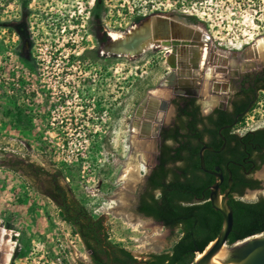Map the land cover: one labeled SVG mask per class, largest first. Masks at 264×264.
<instances>
[{"label":"rangeland","instance_id":"rangeland-1","mask_svg":"<svg viewBox=\"0 0 264 264\" xmlns=\"http://www.w3.org/2000/svg\"><path fill=\"white\" fill-rule=\"evenodd\" d=\"M5 2L0 0V229L7 230L0 234L15 243L8 242L15 253L7 264L90 263L75 228L42 193L46 178L26 173L15 163L21 159L62 170L63 183L90 214L104 217L109 240L137 259L169 251L178 230L134 210L156 150L138 110L150 92L169 98V89H159L171 70L167 53L152 47L119 56L110 49L111 34L130 35L154 16L177 18L220 50L243 46L244 69L264 67V0H104L99 11L98 0H30L26 18L22 0ZM14 21L25 24L20 29ZM213 73L201 91L205 109L223 102L210 93ZM172 117L170 109L166 121ZM263 127L261 92L234 130L242 135ZM254 176L263 188L244 200L264 196V163Z\"/></svg>","mask_w":264,"mask_h":264},{"label":"trees","instance_id":"trees-1","mask_svg":"<svg viewBox=\"0 0 264 264\" xmlns=\"http://www.w3.org/2000/svg\"><path fill=\"white\" fill-rule=\"evenodd\" d=\"M9 5L12 0H5ZM30 0H22L21 10L24 18L30 14ZM104 6V0H98L95 9L99 11ZM2 8L0 7V12ZM20 10V12H21ZM18 12V14H20ZM192 19L196 20L195 16ZM18 28L23 23L14 21ZM5 45L0 44V50ZM251 101L236 103L234 111L218 108L208 117L209 125H200L203 118L199 116V108L180 110L178 125L169 133L164 134L158 160L160 163L150 176V188L141 198L139 210L147 216L162 222L172 231L178 230V238L169 251L152 253L146 260L149 264H192L199 253H202L214 241L222 230L224 218L210 201L211 187L215 176L206 173L200 166V150L206 142L215 151L205 150L207 168L219 165L227 175L226 163L229 160H242L248 152L254 154L264 147V127L241 136L238 133L229 134L223 131L227 138L225 150L217 154L224 140L219 136V130L226 124H233L236 116L244 112ZM242 118H240L241 120ZM239 120V121H240ZM247 143V150L243 146ZM259 146L255 149V146ZM256 169L264 162V154H258ZM21 163V161H18ZM233 175V187L229 195L228 205L233 210L234 225L228 238V245L234 244L248 236L264 233V196L255 201L241 198L245 187L252 189L260 186L257 179L244 176L240 167L229 165ZM14 169V168H12ZM33 177L46 178V188L42 190L60 208L61 216L73 225L84 241L87 251H92V261L81 264H108L111 259L109 251L102 246L103 229L102 218H95L84 203L77 199L66 179L63 171L57 169L50 172L43 167H35L33 163L26 166V173ZM228 188L227 182L221 191ZM110 247L116 249L114 260L116 264H135L139 259L126 247L113 243L105 233Z\"/></svg>","mask_w":264,"mask_h":264},{"label":"flooded vegetation","instance_id":"flooded-vegetation-1","mask_svg":"<svg viewBox=\"0 0 264 264\" xmlns=\"http://www.w3.org/2000/svg\"><path fill=\"white\" fill-rule=\"evenodd\" d=\"M158 17V16H154L153 18ZM151 19L150 22H148L147 24L143 25L139 30H137L136 32L142 30L143 32H148V29L150 28L149 31H155V27L157 25L156 24H152L155 23L156 21L154 19ZM162 18V16H161ZM166 18V17H163ZM171 24H179L182 26H185L186 23L183 22L182 20H178L177 18L172 19V18H166ZM187 27L192 29V26L190 25H186ZM132 29H134V26L132 27ZM194 31L196 30L195 28L193 29ZM197 35V40L199 41L200 47L196 48L193 50V60H195L194 62H192V58L190 56V53L185 52V55H188V57H186L187 60H185L184 63H180L178 66V74L180 76H187L188 78H192L194 79L196 76H199L198 73L196 76L194 75L195 69L196 68H200L201 71H204V75H202V83H200V88L194 92H196L198 95H195L196 93H194L193 95H182V94H175L174 96H169V98H166L168 96H159L157 99L158 101H156L155 103H159L161 102V99H169L170 103L168 105V108L166 109L167 112L166 114L163 116V123H162V127H161V131H160V136L157 138H153L152 135H147L149 132L151 133L152 130L154 129V125L156 126V112L151 110V114L152 116H150V118L146 117H141L142 119V123L140 125V127L144 130L143 132L146 134V136H148L150 138V140L155 141L156 143V150H155V154H154V158L153 160L149 163L148 168H147V172L144 175L143 178V185L141 188V191L139 192V194L136 197V204H135V212L139 215L142 216L144 218H148L153 220L156 223L161 224L162 226L163 223L159 222L157 220H155L153 217L147 216L144 213H142L139 210V205H140V201L142 198V195L149 190L150 186V176L152 174V172L157 168L158 164L160 163V161L158 160V157L160 155V147L163 143V137L164 134L169 133L173 128H175L178 125L179 122V117H180V110L181 109H185L186 107H189V110L195 109V108H199V116L203 118L202 123H200V125H209V119L208 117L210 115H212L216 109L218 108H223L224 110H229L230 112L234 111V106L236 105V103H242L245 101H251L250 104H253L256 102V100L258 99L259 95L261 92H264V67H251V68H247L244 69L243 68V64L242 61L244 60L245 57V53H244V49L242 47L237 48L235 50H230V51H225V50H220L218 49V47H216L212 42L211 37H209L208 35L204 34L201 30L198 29V32L196 33ZM110 35V33H109ZM111 36V35H110ZM124 36V35H123ZM114 40V39H113ZM115 42V41H113ZM157 48H160V45H158ZM197 59V60H196ZM197 62V63H196ZM209 65V66H208ZM199 66V67H198ZM213 70L214 73L212 74L211 77H209V81L211 80V89H210V93L214 96H218L221 99H223L222 104H220L219 106H215L214 108L211 109H205L203 107V95L201 93L204 83L206 80H208V75H209V71ZM170 72H172V70H170L167 74V76L170 74ZM249 104V106H250ZM145 105V104H144ZM159 108L162 104H158ZM249 106L247 107V109L244 112L239 113L236 118L238 116V122L240 120V118H243L251 108L248 110ZM170 109L173 111V117L171 118L170 122L166 121V117H167V113L170 111ZM236 120V119H235ZM237 123H231V124H226L224 126H222L219 130V136L220 138H222L224 140V143L221 147V149L216 150L217 154L222 153L226 146H227V138L223 135V131H226L229 134H233V133H238L234 130L236 124ZM139 126V125H137ZM259 129V128H258ZM255 130H249L247 132H245L244 134H242L241 136L246 135V133L252 132V131H256ZM146 131V132H145ZM204 142H206L207 146L213 147L209 144H207V142H209L208 137H205ZM203 145V146H204ZM224 146V147H223ZM259 146H255L254 148L257 149ZM247 150V143H245V145L243 146V152L245 153V151ZM215 151V150H213ZM258 154H264V147H262V149L258 152H255L254 154H250L248 152V154L243 157L242 160H229L226 163V167H227V175H225L223 168L221 167V171L224 174V181L221 184L224 185L226 182L229 186V181H230V174H229V165L231 163L236 164V166L240 167L244 176H246L247 178H252V179H257L254 174L257 171L256 169V165H257V160L255 159L256 156L258 157ZM18 161H21V163H18ZM17 162H15L17 165L19 164H23V168L24 171H26V166L30 163H27L25 160H18ZM264 163V162H263ZM219 166L216 165L215 168ZM214 168V169H215ZM210 170H214L213 168H208ZM208 173V172H206ZM210 174V173H208ZM212 175V174H211ZM214 176V175H213ZM215 178L217 179V177L215 176ZM233 178V175H232ZM218 180V179H217ZM216 180V181H217ZM258 180V179H257ZM234 183V180H233ZM211 187V186H210ZM233 187V185H232ZM263 188L262 184L260 183V186L257 188H250V187H245L243 190V193L241 194V198L243 199L245 196H247L248 193L250 192H254V191H258L261 190ZM211 189V188H210ZM50 198V197H49ZM54 202V201H53ZM55 203V202H54ZM56 204V203H55ZM102 223L104 225V229H103V241H102V246L105 250L109 251V256L111 261L108 264H116L114 260V253L116 252V249L110 247V245L108 244V240L105 237V233H107V228L105 226V219L104 217H101ZM99 219V218H98ZM64 221L68 224H70L69 222H67L65 219ZM71 226H73L72 224H70ZM80 240L84 245V241L82 236L79 234ZM8 242H12V244L14 241H11L8 238H4V236L0 234V252H3V261L2 264H7L11 261L13 255H14V246L12 249V253L10 255V257L8 258V253L10 246ZM7 245V246H6ZM85 246V245H84ZM3 247V248H1ZM89 252V258H90V262L92 261V251H88Z\"/></svg>","mask_w":264,"mask_h":264},{"label":"water","instance_id":"water-1","mask_svg":"<svg viewBox=\"0 0 264 264\" xmlns=\"http://www.w3.org/2000/svg\"><path fill=\"white\" fill-rule=\"evenodd\" d=\"M157 26L154 31L155 40L159 43L160 48L166 50V62L172 72L160 83L159 88L169 89L170 96L175 94L182 95H193L194 91L200 88V83H202V75L204 71H201L200 68H196L194 75L198 73L199 76H196L194 79H190L187 76H180L178 74V66L180 63H184L186 57L185 52L190 53L191 58L193 57V50L200 47L199 41L197 40V32L192 29L179 24H171L166 18H161L158 16ZM191 26V25H190ZM138 27H141L138 26ZM133 34H130L132 37ZM138 37V38H136ZM134 37L135 39L131 42V38L127 36L126 39H120L117 42H113L112 47L110 48L113 53L121 55H129L132 52L136 51L138 46L141 45L147 37L144 34H140ZM202 45V44H201ZM192 58V62H194ZM195 63V62H194ZM197 63V62H196ZM199 67V66H198ZM194 92V93H193ZM148 99L142 104L138 110V115L141 117L150 118L152 116V111L156 112V126L151 132L153 138L160 136V131L163 123V116L167 112L168 105L170 103L169 99H161L159 108L158 97H156L152 92L149 93ZM195 95H198L197 93ZM153 102V103H152ZM250 104L248 110L251 108ZM167 107V108H166ZM240 116L235 120V123L238 122ZM224 147V146H223ZM205 150H214L213 147L204 145L200 150V166L201 169L216 176L217 181L211 186L210 192V201L213 207L220 211L224 218V224L222 230L220 231L217 238L210 243L205 251L199 253L196 260L192 264H209L211 258L215 256L222 248L228 246L227 255H222L211 264H264V233L256 234L253 236H248L242 240L236 241L232 245H228V238L233 229L234 225V216L233 210L228 205L229 195L232 191L233 178L232 171L229 169L230 181L228 188L222 192L221 184L224 181V174L221 171V167L217 166L214 170H210L206 167ZM106 226V224H105ZM261 235V236H260ZM135 264H149L146 260H138Z\"/></svg>","mask_w":264,"mask_h":264},{"label":"bare ground","instance_id":"bare-ground-1","mask_svg":"<svg viewBox=\"0 0 264 264\" xmlns=\"http://www.w3.org/2000/svg\"><path fill=\"white\" fill-rule=\"evenodd\" d=\"M156 22L154 24H156L158 22V17L153 18ZM158 24V23H157ZM157 26V25H156ZM135 28V27H134ZM156 28V27H155ZM150 28L148 29V32H143L142 30L138 31V32H133L131 34H133L132 37H130V35H126L123 36V34H117V33H112V39H114L113 41L117 42L119 41V39H126L127 36H129V38H131V42L135 39L134 37H136L137 35L139 36L141 33L144 34L147 37V40H145L143 43H141L140 46H138V48L136 49V51L132 52L131 54H140L143 53L144 51H146L149 48L152 47H158L159 43L156 42V38L154 36V31H149ZM155 30V29H154ZM138 38V37H136ZM262 43L264 45V40H262ZM131 54H129L131 56ZM162 89V88H159ZM2 234L6 233L5 229H0ZM264 235V234H263ZM261 236V235H260ZM7 246V245H6ZM13 246V245H12ZM228 246L222 248L215 256H213L209 262V264H211L213 261H215L216 259H218L220 256L227 255V248ZM8 253V258L10 257L11 253H12V249H10ZM201 256V255H200Z\"/></svg>","mask_w":264,"mask_h":264},{"label":"built area","instance_id":"built-area-1","mask_svg":"<svg viewBox=\"0 0 264 264\" xmlns=\"http://www.w3.org/2000/svg\"><path fill=\"white\" fill-rule=\"evenodd\" d=\"M76 237H78L79 241L81 242L80 237H79V233H76ZM64 251H65V248H64Z\"/></svg>","mask_w":264,"mask_h":264}]
</instances>
